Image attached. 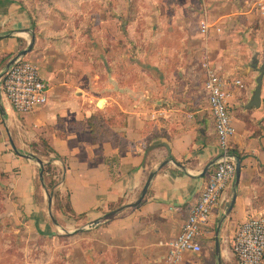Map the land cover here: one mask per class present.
Returning a JSON list of instances; mask_svg holds the SVG:
<instances>
[{
  "label": "crops",
  "instance_id": "crops-1",
  "mask_svg": "<svg viewBox=\"0 0 264 264\" xmlns=\"http://www.w3.org/2000/svg\"><path fill=\"white\" fill-rule=\"evenodd\" d=\"M258 1L194 0L192 12L167 25L173 32L156 44L162 52L143 61L150 68L142 67L137 88L128 74L130 59L114 57L102 106L91 103L90 93L103 91L85 87L90 77L96 85L99 75L72 69L39 68L49 100L28 114L16 113L0 92V191L12 220L46 238L79 232L76 245H68L76 251L70 256L74 264H166L168 244L180 234L215 166L204 174L205 168L220 155L205 89L207 71L213 70L230 92L231 153L240 160V177L218 234L219 256L216 229L232 200V185L201 226V251L184 253L179 264H236L232 240L238 227L250 216L264 218V75L260 106L247 108L259 76L252 61L264 64ZM202 21L208 24L205 32ZM31 33L28 9L19 0H0L1 68L25 49ZM92 115L109 120L103 142H93ZM9 136L21 153L44 163L51 159L56 182L51 208L40 165L17 155ZM153 173L144 199L128 207Z\"/></svg>",
  "mask_w": 264,
  "mask_h": 264
},
{
  "label": "rangeland",
  "instance_id": "rangeland-1",
  "mask_svg": "<svg viewBox=\"0 0 264 264\" xmlns=\"http://www.w3.org/2000/svg\"><path fill=\"white\" fill-rule=\"evenodd\" d=\"M19 1L29 11L34 40L32 51L24 58L36 64L42 73L72 69L99 75L96 85L91 77L85 85L92 91H103L90 93L94 99L91 103L98 102L99 106L108 91L114 57L125 55L130 59L128 74L131 85L137 88L142 67L150 68L143 61L156 59L158 50H163L156 44L164 43L173 32L167 25L178 21L184 13L187 15V10L192 12L194 3V0ZM189 17L196 21L199 14L196 18ZM117 72L120 75L118 69ZM6 200L5 193L0 191V264H74L70 256L76 251L68 245H76L79 232L74 238L63 231L50 238L35 235L12 220ZM83 242L87 244L86 240Z\"/></svg>",
  "mask_w": 264,
  "mask_h": 264
},
{
  "label": "built area",
  "instance_id": "built-area-1",
  "mask_svg": "<svg viewBox=\"0 0 264 264\" xmlns=\"http://www.w3.org/2000/svg\"><path fill=\"white\" fill-rule=\"evenodd\" d=\"M264 20V0L257 3ZM202 32L208 28L202 21ZM235 84L241 85L239 81ZM205 89L208 93L220 155L214 170L208 177L198 200L191 207L178 237L168 244L166 264H179L186 252L198 253L201 226L205 224L235 178L236 157L231 153V141L235 133L228 110L230 92L227 82L213 70L207 71ZM0 92L12 109L19 114H28L44 106L49 100V88L36 64L25 58L14 62L0 79ZM236 264H264V218L250 216L238 227L232 240Z\"/></svg>",
  "mask_w": 264,
  "mask_h": 264
},
{
  "label": "water",
  "instance_id": "water-1",
  "mask_svg": "<svg viewBox=\"0 0 264 264\" xmlns=\"http://www.w3.org/2000/svg\"><path fill=\"white\" fill-rule=\"evenodd\" d=\"M33 39L30 41V43L28 44V47L23 49L22 51H20L16 56H14L12 59H10L3 68H1L0 70V79L3 77L4 73L7 71V69L14 63L16 62L17 60L19 59H22L24 58L29 52L32 51V46H33ZM252 66L255 70H257L259 72V76L257 77V80H256V88L254 90V93H253V97L251 99V101L248 103L247 105V108H258L260 106V103H261V86H262V78H263V75H264V64H261L259 66V63H258V60L257 58H254L253 61H252ZM9 139H10V144L12 146V149L13 151L25 158V159H29V160H35L39 165H40V168H41V180L43 182V169L45 167V163L38 157H36L35 155H32V154H24V153H21L15 146L12 138L9 136ZM217 160L210 163L206 168H205V171H204V174L206 173V171L212 166L216 164ZM240 160L239 158L236 157V169H235V178H234V181L232 183V187L234 189V194H233V197H232V200L230 202V205L225 213V216L223 217L222 221L219 223L217 229H216V237H215V249H216V254L217 256H219V253H220V250H219V238H218V234H219V231H220V227H221V224L222 222L224 221V219L229 215V213L231 212L232 208H233V205H234V202H235V199H236V187L238 185V181H239V177H240ZM154 176V173L153 174H150V176L148 177L147 179V182L145 183L144 185V188L141 192V195L139 197V199L131 204V205H128V207H133V206H136L137 204H139L145 197L147 191H148V188H149V184H150V181L151 179L153 178ZM44 184V183H43ZM45 187V185H44ZM46 193H47V196H48V199H49V204H50V208H51V203H52V197L51 195L48 193L47 189H46ZM125 207H119L117 209H114L112 211H110L109 213L105 214L101 219H99L98 221H95L91 224L88 225V227H96L97 225H99L100 223L103 222V220L105 219H108L114 215H116L117 213H119L120 211H122ZM218 262L220 263V259L218 258Z\"/></svg>",
  "mask_w": 264,
  "mask_h": 264
},
{
  "label": "trees",
  "instance_id": "trees-1",
  "mask_svg": "<svg viewBox=\"0 0 264 264\" xmlns=\"http://www.w3.org/2000/svg\"><path fill=\"white\" fill-rule=\"evenodd\" d=\"M20 2V1H19ZM23 4V2H20ZM33 47V46H32ZM3 65V61H0V70ZM119 115H114V118H119L124 119V116H119ZM88 125L90 127L91 133L93 135V142H103L104 139L106 138L103 134L108 135V132L106 129H108L109 125V120H105L103 117H98L95 115L90 116L88 119ZM107 127V128H106ZM51 152H53L52 149H50ZM53 176V168L51 165V159L45 163V167L43 169V182L46 183V187L50 193L51 196L54 195V187L56 186V182L52 180ZM51 181H47V179H50ZM76 233L68 235V237H76ZM67 236V235H66Z\"/></svg>",
  "mask_w": 264,
  "mask_h": 264
}]
</instances>
